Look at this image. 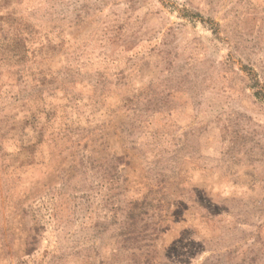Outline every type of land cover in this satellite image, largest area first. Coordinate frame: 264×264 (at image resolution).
<instances>
[{"label": "rangeland", "instance_id": "374dc122", "mask_svg": "<svg viewBox=\"0 0 264 264\" xmlns=\"http://www.w3.org/2000/svg\"><path fill=\"white\" fill-rule=\"evenodd\" d=\"M0 264H264V0H0Z\"/></svg>", "mask_w": 264, "mask_h": 264}]
</instances>
